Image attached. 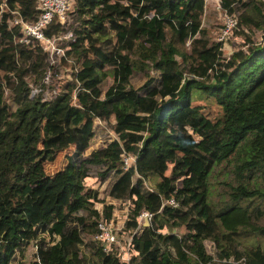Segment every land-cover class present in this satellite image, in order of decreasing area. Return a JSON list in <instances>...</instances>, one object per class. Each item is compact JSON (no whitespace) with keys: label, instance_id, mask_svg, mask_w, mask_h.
<instances>
[{"label":"trees","instance_id":"obj_1","mask_svg":"<svg viewBox=\"0 0 264 264\" xmlns=\"http://www.w3.org/2000/svg\"><path fill=\"white\" fill-rule=\"evenodd\" d=\"M6 2L37 16L34 0ZM221 6L237 26L259 29L258 38L241 31L228 55L200 25L203 0H75L69 77L48 99L30 94L33 84L45 87L44 52L14 40L19 27L1 13L0 264H85L86 251L92 264H264V0ZM63 29L56 19L44 27ZM194 89L214 100L218 116L191 102ZM95 120L114 136L91 147ZM64 149L48 174L45 161ZM121 152L134 163L124 168ZM221 161L232 180L216 206L207 176ZM92 167L95 186L86 178ZM169 197L174 206L163 203ZM115 205L131 233L128 261L89 238ZM141 210L151 213L147 224Z\"/></svg>","mask_w":264,"mask_h":264},{"label":"built area","instance_id":"obj_2","mask_svg":"<svg viewBox=\"0 0 264 264\" xmlns=\"http://www.w3.org/2000/svg\"><path fill=\"white\" fill-rule=\"evenodd\" d=\"M35 8L38 10L35 19H26L16 8H10L6 0H0V15L2 12H8L6 19L8 28L19 27V33L15 35L14 40L28 43L33 41L45 54L46 67L41 76V83L45 87L32 86L30 94L40 91L44 99H48L57 91V85L49 87L50 76L54 68L59 64L61 58L65 57L67 43L70 44L75 39L71 29L65 28L66 17L69 11L74 8L75 0H34ZM212 6L217 11L220 20V26L215 36L216 40L226 41L230 36L232 28L237 25V19L234 15L228 14L221 6V0H203V6ZM56 19L64 26L63 30H57L51 34H46L44 27L52 20ZM120 159L124 168L134 163V155L124 152L120 153ZM163 203L174 206L176 203L172 197L163 200ZM100 212V211H99ZM121 214L120 217L118 215ZM125 210L114 207L109 218L104 219L101 216L96 221V230L89 235L91 240L98 242V245L105 253L113 252L121 260L128 261L130 254L131 233L122 230V222ZM151 213L147 210H141L137 217L141 221L143 217L149 220ZM35 245L32 244V251ZM85 264H92L87 261Z\"/></svg>","mask_w":264,"mask_h":264},{"label":"rangeland","instance_id":"obj_3","mask_svg":"<svg viewBox=\"0 0 264 264\" xmlns=\"http://www.w3.org/2000/svg\"><path fill=\"white\" fill-rule=\"evenodd\" d=\"M203 7L204 9L202 10L200 14V25L206 29L207 35L212 40V39H215V36L217 35V31L220 26V20L217 16V11L212 6L204 5ZM73 17L74 16H72L70 13H67L65 28H67L68 23L70 24L73 21ZM237 27H238L239 32H236V31L233 32L234 28H237ZM234 28H232L228 39L222 43L221 51L223 55H228L240 43L242 38H244L243 33L251 36V38H254L255 36L258 38L259 36V29L252 27V26L247 27L244 25H239V26L236 25ZM68 29H70L69 26H68ZM186 46L187 45H185V47ZM186 48L188 49V46ZM65 57L60 59L59 64L52 71L50 79H49L50 82L48 84V89L49 87H52L53 85H57V89H58L61 82L64 81L65 79H68L72 63L70 59L66 60ZM33 73L34 71L32 70L31 74ZM110 74H111V70L108 69L107 75H106L107 77H106L105 86H107L111 82ZM137 75L133 76L132 78V82H134L135 84H138L142 81V78L141 77L137 78ZM25 78L29 80V83L32 82V78L29 77L28 75H26ZM32 86H35V85L33 84ZM49 91L50 89L48 90V93ZM192 98L193 100L191 102L193 104L194 103L200 104L203 112H205L208 116L213 118L219 115L220 113L219 106L214 102V100L211 97L206 96L204 91L194 89L192 93ZM101 125H106V124L102 120H95V126H94L95 134L90 141L91 147H98L105 140L114 136L112 130H110L107 126H105V128L103 129L99 128ZM66 152H67V149L61 150L57 152L53 160L45 161L44 170L48 174H51V175L55 174L56 171H58L61 165L64 163L65 161L64 156ZM169 166L170 164H168V167L165 173L170 172ZM96 171H97V168L92 167L90 171V175L86 177L87 183L91 186H95L98 184V182H100V180L98 181ZM207 179L209 183L208 199L211 203L217 206L221 204L227 197V194L225 191L227 187L225 186L224 182L232 180L231 172L229 170V164H226L225 161H221V162L214 164L212 166L211 171L209 172L207 176ZM258 181H261L260 177H258ZM145 184L148 187H152V182L149 179L145 180ZM97 205L99 206V204ZM115 207L118 208L116 205ZM120 216L121 214L118 215V217ZM172 231H177V229L173 228ZM213 245L214 244L211 240H208V239L205 240V246H206V249H208V251L212 252L214 250ZM32 252H33L32 243H30V245H28L27 247L25 257H30ZM85 254L88 255L86 262L87 260L92 261L93 256L90 255L89 251H86ZM18 260L19 259L15 258L14 260H12L11 264H17ZM91 261H88V262L91 263Z\"/></svg>","mask_w":264,"mask_h":264},{"label":"water","instance_id":"obj_4","mask_svg":"<svg viewBox=\"0 0 264 264\" xmlns=\"http://www.w3.org/2000/svg\"><path fill=\"white\" fill-rule=\"evenodd\" d=\"M142 222H143V224H147L148 223L147 218L143 217Z\"/></svg>","mask_w":264,"mask_h":264}]
</instances>
